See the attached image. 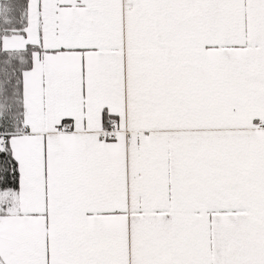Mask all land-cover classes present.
I'll return each instance as SVG.
<instances>
[{
  "label": "snow or ice",
  "instance_id": "snow-or-ice-1",
  "mask_svg": "<svg viewBox=\"0 0 264 264\" xmlns=\"http://www.w3.org/2000/svg\"><path fill=\"white\" fill-rule=\"evenodd\" d=\"M0 264H264V0H0Z\"/></svg>",
  "mask_w": 264,
  "mask_h": 264
}]
</instances>
